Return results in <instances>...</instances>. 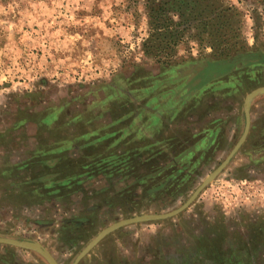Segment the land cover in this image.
Returning <instances> with one entry per match:
<instances>
[{
  "label": "rangeland",
  "instance_id": "1",
  "mask_svg": "<svg viewBox=\"0 0 264 264\" xmlns=\"http://www.w3.org/2000/svg\"><path fill=\"white\" fill-rule=\"evenodd\" d=\"M227 1L243 11L240 52L182 43L168 64L144 52L145 0H0V236L71 264L108 225L186 201L264 86V0ZM245 55L259 57L231 60ZM250 115L190 207L115 229L79 264H264V92ZM112 154L114 173L87 178ZM72 173L69 193L57 178ZM0 264L51 262L0 243Z\"/></svg>",
  "mask_w": 264,
  "mask_h": 264
},
{
  "label": "trees",
  "instance_id": "2",
  "mask_svg": "<svg viewBox=\"0 0 264 264\" xmlns=\"http://www.w3.org/2000/svg\"><path fill=\"white\" fill-rule=\"evenodd\" d=\"M149 33L143 43L146 55L158 58V62L174 61L178 46L182 43H196L202 50L211 48L216 59L230 57L244 47L243 11L227 0H145ZM221 62V61H215ZM214 63V62H213ZM119 155L101 157L96 167L86 171L87 178L109 173ZM112 159L110 161H107ZM131 163L132 156L126 158ZM123 160V158L121 159ZM51 177L52 175H48ZM80 173L58 177L60 187L69 193L78 189L82 180ZM102 189L97 193H104Z\"/></svg>",
  "mask_w": 264,
  "mask_h": 264
},
{
  "label": "water",
  "instance_id": "3",
  "mask_svg": "<svg viewBox=\"0 0 264 264\" xmlns=\"http://www.w3.org/2000/svg\"><path fill=\"white\" fill-rule=\"evenodd\" d=\"M246 56H251L249 59H257L258 55H245L237 58H233L231 60L236 59H246ZM264 92V86L257 87L250 91L245 99H244V115H245V127L244 130L235 143L234 147L231 149V151L228 153V155L224 158V160L209 174L205 177V179L195 188V190L192 192V194L186 199L184 203H182L180 206H178L175 209H172L170 211H167L165 213H159V214H142V215H136L133 217L125 218L122 220H119L113 224L108 225L106 228L101 230L92 240H90L86 246L79 252V254L76 256L74 261L71 264H79L80 261L95 247L100 243L109 233L114 231L115 229L128 225L133 223H138L142 221H148V220H157V219H165V218H171L174 217L184 210H186L188 207L191 206L192 203L197 199V197L200 195V193L210 184L212 183L216 177L227 167V165L230 163L232 158L238 153L242 145L247 139V136L250 131L251 126V115H250V106L252 99L257 96L258 94ZM0 243L2 244H9L14 245L18 247H26V248H34L40 251L50 262L51 264H60L56 261V259L53 257L52 254L49 253V251L40 243L38 242H24L22 240H17L15 238L11 237H5L0 236Z\"/></svg>",
  "mask_w": 264,
  "mask_h": 264
}]
</instances>
